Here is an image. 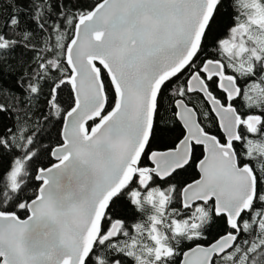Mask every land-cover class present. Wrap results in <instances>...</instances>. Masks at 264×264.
Returning <instances> with one entry per match:
<instances>
[{
    "label": "snow or ice",
    "instance_id": "6c2138e0",
    "mask_svg": "<svg viewBox=\"0 0 264 264\" xmlns=\"http://www.w3.org/2000/svg\"><path fill=\"white\" fill-rule=\"evenodd\" d=\"M7 9L0 95L23 116L0 123V264H264V0H8ZM17 50L32 55L12 68ZM33 108L63 118L46 167L33 164ZM162 108L182 131L160 150ZM190 166L198 179L168 182Z\"/></svg>",
    "mask_w": 264,
    "mask_h": 264
},
{
    "label": "trees",
    "instance_id": "16d2710c",
    "mask_svg": "<svg viewBox=\"0 0 264 264\" xmlns=\"http://www.w3.org/2000/svg\"><path fill=\"white\" fill-rule=\"evenodd\" d=\"M81 2H90V0H81ZM8 0H0V6L7 9ZM225 11H233L231 8L225 9ZM211 51V49H209ZM32 53H24L22 55V50H17V52L13 53L6 61V64L12 66V68H16L18 64L22 63L24 60L31 57ZM203 55V54H202ZM7 71V69H5ZM6 85L11 83V78L6 79ZM177 83L176 79H173L171 83H169L165 89L162 97V104L164 108L169 107V96L171 94V89ZM74 95L70 85H64L59 93V101L61 107L65 110L69 109L73 104ZM0 104H3L7 107L8 111L0 113V123L7 124L11 126L13 121L19 117L23 116V112L20 110V106L17 101L13 99L9 95H0ZM40 109H43V105H40ZM162 114L166 117V125L167 128L164 132L158 134L153 144L154 147H158L160 150L164 149V146H171V142L176 139V137L181 133L182 127L178 121L173 120L172 110H169L165 113L162 108ZM32 113L30 116L31 128L35 131L36 136V151L38 154V159L33 161V164L36 168L49 166L50 163H53V159L50 155V149L54 148L58 143L62 142L61 138V127L63 123L62 115L60 117L57 116H49L48 120L45 121L44 116L41 115V111H38L36 108L32 109ZM47 115V113H45ZM164 122H162L163 125ZM206 124L209 127V130L216 134L221 139L223 135L221 133L218 124L215 123V118L212 121H206ZM92 126V122H89V127ZM202 157V149H198L197 158ZM145 163L148 161L145 159ZM197 178V171L194 166H190L186 168V170L180 171L175 174L168 182L174 183L178 187H183L186 183H190ZM38 185V182L32 180L30 181L29 188L27 190V195L31 196L33 190ZM166 186V185H165ZM22 218H23V214ZM137 218H141L139 214ZM131 222V221H129ZM222 221H217L212 225L210 229L209 239L216 237V235L221 230Z\"/></svg>",
    "mask_w": 264,
    "mask_h": 264
},
{
    "label": "water",
    "instance_id": "95a60500",
    "mask_svg": "<svg viewBox=\"0 0 264 264\" xmlns=\"http://www.w3.org/2000/svg\"><path fill=\"white\" fill-rule=\"evenodd\" d=\"M74 95V94H73ZM62 129H63V123H62V127H61V132H62ZM221 130V129H220ZM221 133H222V135H224L223 134V132H222V130H221ZM61 138H62V136H61ZM203 151V150H202ZM52 157V156H51ZM202 158V157H201ZM52 159H53V161L55 162V158L54 157H52ZM53 162V163H54ZM196 171H197V178L196 179H198L199 178V172H198V169H196ZM191 183V182H190Z\"/></svg>",
    "mask_w": 264,
    "mask_h": 264
}]
</instances>
